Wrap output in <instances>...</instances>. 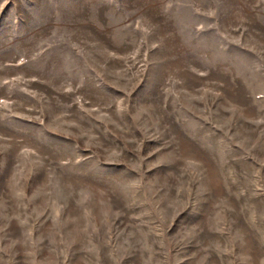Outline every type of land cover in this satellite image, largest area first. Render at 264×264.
I'll list each match as a JSON object with an SVG mask.
<instances>
[{
  "label": "rangeland",
  "instance_id": "1",
  "mask_svg": "<svg viewBox=\"0 0 264 264\" xmlns=\"http://www.w3.org/2000/svg\"><path fill=\"white\" fill-rule=\"evenodd\" d=\"M0 264H264V0H0Z\"/></svg>",
  "mask_w": 264,
  "mask_h": 264
}]
</instances>
